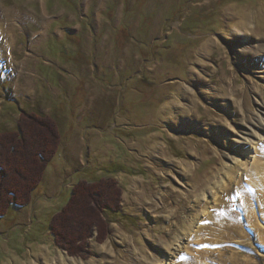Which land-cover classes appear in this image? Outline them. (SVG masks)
<instances>
[{"label": "rangeland", "instance_id": "obj_1", "mask_svg": "<svg viewBox=\"0 0 264 264\" xmlns=\"http://www.w3.org/2000/svg\"><path fill=\"white\" fill-rule=\"evenodd\" d=\"M8 24L0 48L20 69L0 58V134L35 113L59 147L30 204L0 217V264H264L237 209L241 235L179 236L199 227L194 197L212 212L214 181L263 146L264 0H0ZM249 122L263 126L255 137L241 133ZM99 180L118 190V210L102 213V242L93 230L88 256L71 257L52 217L75 185Z\"/></svg>", "mask_w": 264, "mask_h": 264}, {"label": "trees", "instance_id": "obj_2", "mask_svg": "<svg viewBox=\"0 0 264 264\" xmlns=\"http://www.w3.org/2000/svg\"><path fill=\"white\" fill-rule=\"evenodd\" d=\"M0 217L11 206L30 204L33 191L40 185L47 165L59 147L55 123L35 113L23 116L13 133L0 134ZM26 138H35V153L30 155ZM7 141V145L2 141ZM108 201L112 206L108 205ZM118 190L113 183L99 180L79 182L71 190L67 204L50 223V233L56 247L71 257L85 258L87 240L93 230L102 242L106 222L102 213L118 210Z\"/></svg>", "mask_w": 264, "mask_h": 264}, {"label": "bare ground", "instance_id": "obj_3", "mask_svg": "<svg viewBox=\"0 0 264 264\" xmlns=\"http://www.w3.org/2000/svg\"><path fill=\"white\" fill-rule=\"evenodd\" d=\"M8 26L9 28L7 29L6 27L0 26V42L9 39V33H11L13 29L10 27V24H8ZM259 48L262 47H257V49ZM256 50L253 53H255ZM9 54L7 50L4 52V50L0 48V58L4 60L6 68L12 70L13 74L18 75L20 68L18 65L14 64L15 61L11 54ZM17 89L19 92L28 95L29 83L26 82ZM260 106H262L261 112L262 115H264V104ZM176 120L178 121V118ZM176 120L175 123L177 122ZM243 126L244 128L241 133L254 137L256 135L255 130H261L263 127L262 124L258 122L245 123ZM263 146L261 145L260 147V144L255 145V158L253 161L250 163H241L236 159V164L232 167L225 168L221 177L214 181L212 187L209 189L210 195L211 193L213 194L211 198L214 204L211 209L212 212H208V209L205 207L206 203L204 205V200L206 199L207 203L209 200L206 195H202L201 198L194 197L193 205L190 207V212L193 215L190 219V224L194 225V228H196L197 224L200 222L199 227L196 231L192 230L191 226L187 227L183 232L179 233V236L183 234V237H186L195 232V234L192 235L193 241L195 239V242H200V240L202 241L215 233H218L220 238H224L225 236L227 238V236L230 237L231 235L243 234L240 224L245 223L247 227L253 229L257 241L264 243V227L261 228L259 225L260 222L257 221V218H260L262 220L261 224L263 223L262 226H264V159L261 158V154L264 153V151H262L264 150ZM186 172V170L183 171L184 174ZM232 208L233 211H231ZM236 209L240 211L239 215H241L243 219L240 221L243 223H240L234 216L233 218L230 217L232 212L233 215L237 216ZM222 211L229 213L227 218L223 215L224 212ZM200 212L201 215L199 214ZM257 215L259 216L256 217ZM200 216H202V218ZM214 241L216 242V240ZM216 244L218 243L216 242ZM172 254L173 253L169 251L167 253L168 257L172 256ZM164 261L165 258L163 257L159 260V264H166L163 263ZM170 264L176 263L170 262Z\"/></svg>", "mask_w": 264, "mask_h": 264}]
</instances>
